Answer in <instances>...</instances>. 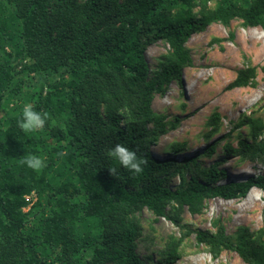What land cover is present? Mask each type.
Listing matches in <instances>:
<instances>
[{"label":"trees","instance_id":"1","mask_svg":"<svg viewBox=\"0 0 264 264\" xmlns=\"http://www.w3.org/2000/svg\"><path fill=\"white\" fill-rule=\"evenodd\" d=\"M235 20L264 28V0H0V264H147L138 252L145 209L183 229L184 213L199 215L210 200L264 192V171L234 180L223 167L264 163L257 111L233 127L249 131L236 145L221 146L230 132L187 158L152 149L177 127L154 100L183 84L193 66L187 43ZM159 41L168 51L151 66L146 54ZM256 77L257 67L240 69L225 90L255 86ZM26 103L48 114L43 131L19 128ZM220 119L213 115L206 142ZM116 144L147 160L142 174L108 156ZM220 146L226 157L215 155ZM187 147L175 143L170 152ZM24 155L47 166L33 171L21 164ZM212 227L186 237L195 234L213 258L229 250L264 264V227L257 237L247 227L230 236L222 219ZM182 242L170 240L166 264L183 259Z\"/></svg>","mask_w":264,"mask_h":264},{"label":"rangeland","instance_id":"2","mask_svg":"<svg viewBox=\"0 0 264 264\" xmlns=\"http://www.w3.org/2000/svg\"><path fill=\"white\" fill-rule=\"evenodd\" d=\"M231 33L234 40L230 39ZM215 39L220 41L214 42ZM187 47L192 54L193 66L185 70L183 84L175 83L166 94L157 95L154 100V109L167 117L168 127L170 123L177 125L160 138L159 147L152 148L161 157L182 159L193 156L230 132L231 137L221 146L227 141L236 145L241 137L247 138L249 132L247 128L233 130L239 119L252 111L264 117V28H244L240 20L229 26L212 24L202 34L194 35ZM167 51L168 46L162 41L151 46L146 54L149 64L155 65L157 58ZM248 66L257 67L256 85L225 90L237 72ZM216 113L221 117L219 133L206 142L207 133L215 126L212 117ZM182 142L188 145L184 152H170L172 145ZM221 146L215 155L226 157ZM223 167L234 180L264 171V163L249 161H227ZM247 196L250 201L245 198L213 199L199 215L184 213L183 229L164 218L157 219L145 209L138 215L143 226V235L138 242L139 254L147 264H166L163 259L170 240L182 238L179 251L183 259L175 264H246L236 252L229 250L213 258L206 246L197 243L195 234L186 237V231L213 230L212 222L222 219L230 236H234L239 227H247L259 236L264 227V192L253 189Z\"/></svg>","mask_w":264,"mask_h":264},{"label":"clouds","instance_id":"3","mask_svg":"<svg viewBox=\"0 0 264 264\" xmlns=\"http://www.w3.org/2000/svg\"><path fill=\"white\" fill-rule=\"evenodd\" d=\"M49 116L46 112H40L35 110L33 104L26 103L23 106L21 117L18 120L19 128L25 133H37L44 130ZM108 156L119 163V165L128 170L134 175L143 173L144 167L147 164V160L138 157L136 152L123 144H116L112 149L108 151ZM45 159L37 155H24L21 164L33 171H40L47 165ZM109 172L115 176L116 168L108 169Z\"/></svg>","mask_w":264,"mask_h":264},{"label":"bare ground","instance_id":"4","mask_svg":"<svg viewBox=\"0 0 264 264\" xmlns=\"http://www.w3.org/2000/svg\"><path fill=\"white\" fill-rule=\"evenodd\" d=\"M245 172V171H244ZM247 173V172H246ZM247 198H249L248 196L245 198V200H247V201H250V198L249 199H247ZM245 203H247V202H245ZM249 203V202H248Z\"/></svg>","mask_w":264,"mask_h":264}]
</instances>
